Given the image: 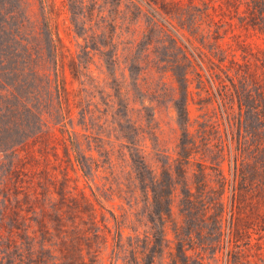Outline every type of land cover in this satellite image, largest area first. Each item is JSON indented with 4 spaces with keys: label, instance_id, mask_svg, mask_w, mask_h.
Instances as JSON below:
<instances>
[{
    "label": "rangeland",
    "instance_id": "1",
    "mask_svg": "<svg viewBox=\"0 0 264 264\" xmlns=\"http://www.w3.org/2000/svg\"><path fill=\"white\" fill-rule=\"evenodd\" d=\"M42 1L13 0L25 25L17 32L10 21L0 30V161L4 155L15 159L20 198L51 193L47 213L42 205L37 214L23 211L28 224L47 222L55 242L63 232L75 239L83 217L80 228L89 244L100 243L97 264H110L114 216L124 224L125 239L134 235L129 227L138 217L125 214L135 202L132 159L143 152L160 176L158 160L164 157L153 151L154 134L161 151L178 137L173 101L179 84L172 68L185 65L178 48L210 54L219 31L239 52L247 50L245 65L241 55L239 61L263 83V62L256 56L264 53V35L253 25L262 6H249L252 0H46L63 39L55 51L48 45ZM189 79L188 110L197 128L213 107L200 105L207 94L197 89L196 75ZM27 104H38L37 114ZM224 170L232 178L230 159ZM254 196L235 211L237 227L217 254L219 264H264V199ZM102 207L112 234L105 232Z\"/></svg>",
    "mask_w": 264,
    "mask_h": 264
},
{
    "label": "trees",
    "instance_id": "2",
    "mask_svg": "<svg viewBox=\"0 0 264 264\" xmlns=\"http://www.w3.org/2000/svg\"><path fill=\"white\" fill-rule=\"evenodd\" d=\"M12 3L13 0H0V30L11 21L20 32L25 21H19L20 12L16 6L11 7ZM250 5L262 6L261 17L253 25L264 35V0H252ZM42 7L48 45L57 51L63 39L54 27L53 4L43 0ZM216 34L210 54H188L178 48L185 62L184 66L172 68L179 84L175 90L179 97L173 101L178 137L167 142L171 147L161 151L154 134L153 151L156 155L162 152L164 157V161L158 160L162 163L160 176L143 152L140 156L137 151V159H132L135 202L125 214L133 216L137 212L138 217L132 221L135 228L129 227L134 235L125 239L124 224L114 216L110 264H120L121 260L122 264H219L217 254L237 227L234 214L240 210L241 202L258 194L264 199V82H255L251 72L243 69L239 55L245 65L247 50L242 48L239 52L219 31ZM256 58L264 67V53ZM189 75H196L197 89L207 94L200 105L213 107L212 115L205 114L202 121L196 122L197 128L188 110L193 100ZM253 75L257 77V72ZM166 92L158 95L157 101ZM38 106H34L35 111L26 105L28 112L36 114ZM156 113V108H152L153 119ZM248 117L256 119V124H251ZM63 126L66 128V124ZM67 133L70 136L68 129ZM228 159L233 167L232 178L224 170ZM18 179L15 159L7 161L4 155L0 161V264H90L86 256L97 264L96 245L100 243L89 244L80 228L85 224L83 217L76 224L79 232H74L75 239L63 232L55 242L49 239L53 232L47 222L34 219L36 226L28 224L30 218L23 211L37 214L42 205L41 211L47 213L46 208L52 204L51 193L41 198L28 194L20 198ZM102 209L105 232L112 234ZM170 233L173 240L169 239Z\"/></svg>",
    "mask_w": 264,
    "mask_h": 264
}]
</instances>
